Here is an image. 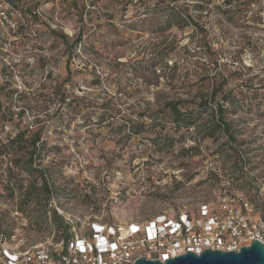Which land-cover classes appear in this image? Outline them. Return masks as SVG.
<instances>
[{"label": "rangeland", "instance_id": "374dc122", "mask_svg": "<svg viewBox=\"0 0 264 264\" xmlns=\"http://www.w3.org/2000/svg\"><path fill=\"white\" fill-rule=\"evenodd\" d=\"M0 8L15 23L0 20V144L19 130L40 133L35 169L25 163L29 147L0 152L6 232L17 229L27 244L61 236L51 197L66 212L117 223L196 214L225 193L252 194L253 177L264 182V0H0ZM219 82L197 122L207 126L222 105L231 147L223 132L174 131L149 115Z\"/></svg>", "mask_w": 264, "mask_h": 264}, {"label": "built area", "instance_id": "2783aa9c", "mask_svg": "<svg viewBox=\"0 0 264 264\" xmlns=\"http://www.w3.org/2000/svg\"><path fill=\"white\" fill-rule=\"evenodd\" d=\"M1 18L14 27L0 8ZM250 169L241 167L248 173ZM253 179L252 194L225 193L217 207L201 204L196 214L185 210L173 218L158 215L131 222L78 216L64 211L51 197L47 209L62 216L69 241L52 234L48 240L27 244L18 238L17 229L8 233L0 228V264H134L139 257L164 262L186 252L236 251L253 241L264 244V182Z\"/></svg>", "mask_w": 264, "mask_h": 264}, {"label": "trees", "instance_id": "16d2710c", "mask_svg": "<svg viewBox=\"0 0 264 264\" xmlns=\"http://www.w3.org/2000/svg\"><path fill=\"white\" fill-rule=\"evenodd\" d=\"M244 4V3H243ZM187 19H189L191 22L190 16L186 15ZM180 18H182L180 16ZM183 19V18H182ZM195 25H197L195 22H192ZM64 37V36H63ZM222 86V82L217 83V86L212 87L208 91H202L198 90L197 94L192 96L191 98H175V99H169L165 101L161 106L159 110L151 111L150 116H157L158 114L162 115L165 118V122H169L173 127L174 131H177L180 127H185L186 130L194 129L198 130L199 132L202 131V137H208L212 138L216 132H223L227 136V140L225 142L226 145L230 146L232 145V142L235 140L234 136L231 133V125L228 120L225 118V110L222 105H219L215 111H211L209 113L210 119L208 120V125L204 126L203 124H198L199 115L201 114L200 111H203V108H206L208 102L212 100L217 91L219 90V87ZM52 93L54 92L56 95L59 94V97L64 101L66 98L65 92H62L60 88L54 87L52 90ZM225 95L223 96V99H225ZM4 114H0V119H3ZM102 115H105L103 112ZM164 129V127H163ZM27 130H19L17 134L11 138L8 139L7 142L0 144V152L5 151V149H12V147H16L17 149L27 148L29 147L28 153V160L25 162L26 165H29L31 169H35L33 167V153L38 149L37 142L40 139V133L39 129H37L32 136L29 138H25ZM141 129L136 128L135 133H140ZM15 144V146H14ZM236 152V158L241 161V167L244 165L243 161L245 160L242 155L237 153V150H234ZM248 161V158H247ZM243 174V173H242ZM245 175V174H243ZM42 182L40 186V191L44 193L46 197L50 194V188L48 186V183L46 181V178L44 175L41 174ZM48 200V199H47ZM52 217L54 221L57 223V228L63 229V233L61 237L64 238L66 243L70 239V234L68 232L67 225L63 223V221L58 217L56 212L52 211Z\"/></svg>", "mask_w": 264, "mask_h": 264}, {"label": "water", "instance_id": "95a60500", "mask_svg": "<svg viewBox=\"0 0 264 264\" xmlns=\"http://www.w3.org/2000/svg\"><path fill=\"white\" fill-rule=\"evenodd\" d=\"M134 264H264V244L253 241L236 251L205 249L199 254L186 252L164 262L139 257Z\"/></svg>", "mask_w": 264, "mask_h": 264}]
</instances>
